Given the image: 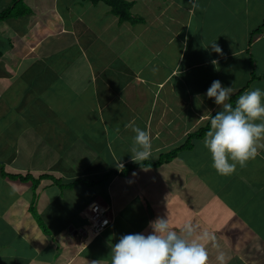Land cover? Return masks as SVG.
Listing matches in <instances>:
<instances>
[{
    "label": "crops",
    "instance_id": "1",
    "mask_svg": "<svg viewBox=\"0 0 264 264\" xmlns=\"http://www.w3.org/2000/svg\"><path fill=\"white\" fill-rule=\"evenodd\" d=\"M11 1L0 0V10ZM25 1L30 13L0 20V165L35 178L50 174L35 190L46 230L29 210L32 182L0 172V264H110L111 244L122 234H147L158 216L177 230L190 224L193 238L214 236L201 241L207 264H219V251L226 264H264V147L231 175H219L205 135L170 161L115 174L81 200L51 178L120 171L133 162L134 126L149 132V160L157 159L220 108L204 95L215 79L233 84L234 103L264 88V0L149 3L137 34L139 22H119L108 7L110 30L83 21L76 9L84 0ZM140 33L146 36L129 49ZM75 161L87 169L73 170ZM93 200L106 204L112 222L85 239L83 212Z\"/></svg>",
    "mask_w": 264,
    "mask_h": 264
},
{
    "label": "clouds",
    "instance_id": "2",
    "mask_svg": "<svg viewBox=\"0 0 264 264\" xmlns=\"http://www.w3.org/2000/svg\"><path fill=\"white\" fill-rule=\"evenodd\" d=\"M194 8L196 0H191ZM211 49L221 53L216 43ZM215 60L212 61L214 64ZM233 84L222 85L219 79L211 82L206 95L220 106L210 117V130L203 141L212 157V167L219 175H231L237 165L243 167L258 153L260 138L264 137V88L256 87L242 93L230 102ZM261 121V122H256ZM130 159L141 163L153 158L152 139L146 129L134 126ZM151 231L127 233L111 244L110 264H207L208 251L202 240L215 239L204 232L193 238L194 229L185 224L179 230L170 227L167 216H158L149 222ZM216 259L226 264L225 252Z\"/></svg>",
    "mask_w": 264,
    "mask_h": 264
},
{
    "label": "trees",
    "instance_id": "3",
    "mask_svg": "<svg viewBox=\"0 0 264 264\" xmlns=\"http://www.w3.org/2000/svg\"><path fill=\"white\" fill-rule=\"evenodd\" d=\"M88 1H90L93 4H97L100 1L104 2L106 5L109 6L110 12L118 18L119 22L137 23V22L141 21L140 17L134 16L131 12V7L133 5V1H131V0H88ZM30 12H31V7L27 4V2L25 0H12L9 3V5H7L6 7H4L3 9L0 10V20H4L7 18H17L19 16L26 15ZM263 25H264V22L261 26H263ZM261 26L254 29L253 33L261 30V28H262ZM236 95H237V93L232 94L230 97V102L233 103V105L235 104L234 98L236 97ZM219 110H221V108H218L217 110H215L211 114V116L214 115L215 112L219 111ZM210 117H209V119H207L205 124L200 125L198 128H196L193 131H190L187 134L186 138L180 144L171 148L168 151L160 153L157 159L146 160V161H143L141 163H138L135 161L124 163L122 165V167L120 168V171H117L118 169H110L106 173L103 174V177L101 179L97 180L96 182L97 183H104V181H105V183H106L115 174L126 175L129 171H131L135 168L146 167V166H158L163 162L170 161L171 159H173L177 155V153L180 150L192 148L196 140L201 139L202 137H204L207 134V132L210 130ZM0 172L3 176H8V177L14 178V179L18 178V179L26 180V181L30 180L32 182V186H31L32 198L30 201L29 210L31 211V213L35 217V219L37 220L39 226L43 230H46V227H44V224L42 223V219L38 215L36 208H35V197H36L35 190H36V188L40 182V179L44 178V177L46 178V177L50 176V174H46V173L41 174V175H39L38 178H35L30 173L23 175L20 173L7 172L4 170L2 165H0ZM51 178L60 187H65V185L73 186V185L80 183V182L88 184V185H92L95 183V181L92 179L89 180V179L75 178V179L67 181V182H61L60 178H56V177H51Z\"/></svg>",
    "mask_w": 264,
    "mask_h": 264
},
{
    "label": "rangeland",
    "instance_id": "4",
    "mask_svg": "<svg viewBox=\"0 0 264 264\" xmlns=\"http://www.w3.org/2000/svg\"><path fill=\"white\" fill-rule=\"evenodd\" d=\"M152 4V5H160V6H163L164 5V3H166V2H163V1H161V0H156V1H151V0H136V1H134L133 2V7H134V9H132V7H131V12H132V14L133 13H135V15L136 16H138V17H140L141 18V21L142 20H144V21H146L147 20V16H146V14H144V12H143V7H145L146 5H148V4ZM83 4H84V7H83V9H76V11H78L80 14H81V16H83V21L84 22H86V23H90V22H93L94 23V25H99V24H105V26H106V28H109V30H110V28H112L113 27V22H109L111 19H114V17H116L115 15H114V17H113V15H111V14H108V15H105V11L106 10H108L109 9V6H107L104 2H98V4L96 5V6H92V7H88V8H86L87 6H89V1L88 0H84L83 1ZM108 7V8H107ZM107 8V9H106ZM106 9V10H105ZM141 15V16H140ZM117 18V17H116ZM107 22V23H106ZM144 22H139V23H137L136 25H134V29L133 30H135L134 32H135V34H137V30H140L143 26H144V24H143ZM115 27V26H114ZM98 28H96V30H97ZM108 30V31H109ZM146 36V34H143V33H140L139 35H137V39L136 40H134L133 42H131V44L129 45V49H131V48H134V47H136L137 46V44L144 38ZM124 37H126V38H130L129 37V34H127L126 32H125V34H124ZM128 41H123L122 43H121V41L119 42V46L120 47H124L125 46V44L127 43ZM116 46V45H115ZM62 163V162H61ZM79 163V161H75L74 162V165H73V167H72V169L73 170H75V169H78L82 164H78ZM87 166L88 165H86V166H83V167H80L81 168V171L82 170H85V169H87ZM80 170V169H79ZM104 174V173H103ZM103 174H101L100 176H99V178H95V179H92V180H94L95 181V183L94 184H92V185H88L87 184V186H85L84 187V190H79V189H76V190H73V189H75L74 188V186H76V184L75 185H73V186H67V185H65V187H60V188H62L63 189V191H64V195H66L67 194V196H69V197H73L75 200H81V199H83L87 194H88V192L89 191H93L92 189H94V187H99L100 186V183H97L96 181L97 180H99V179H101L102 177H103ZM90 180V179H89ZM27 181H29V180H27ZM54 182V181H53ZM61 182H63V181H61ZM56 183V182H55ZM104 188H105V186H106V183H105V181H104ZM129 187H131V186H129ZM70 189L72 190V191H70ZM82 191V192H81ZM132 192V191H131ZM103 203V202H102ZM105 204V203H104ZM106 205V204H105Z\"/></svg>",
    "mask_w": 264,
    "mask_h": 264
},
{
    "label": "built area",
    "instance_id": "5",
    "mask_svg": "<svg viewBox=\"0 0 264 264\" xmlns=\"http://www.w3.org/2000/svg\"><path fill=\"white\" fill-rule=\"evenodd\" d=\"M83 213L86 219L82 228L85 239L98 236L112 222L107 206L97 200L91 201Z\"/></svg>",
    "mask_w": 264,
    "mask_h": 264
}]
</instances>
